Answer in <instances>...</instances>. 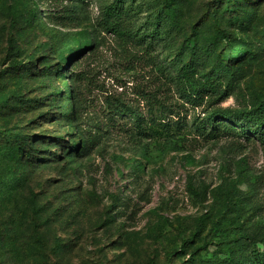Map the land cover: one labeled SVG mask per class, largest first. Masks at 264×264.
<instances>
[{
    "label": "rangeland",
    "instance_id": "obj_1",
    "mask_svg": "<svg viewBox=\"0 0 264 264\" xmlns=\"http://www.w3.org/2000/svg\"><path fill=\"white\" fill-rule=\"evenodd\" d=\"M112 2L0 0V264H258L264 138L207 116L264 109V0Z\"/></svg>",
    "mask_w": 264,
    "mask_h": 264
},
{
    "label": "trees",
    "instance_id": "obj_2",
    "mask_svg": "<svg viewBox=\"0 0 264 264\" xmlns=\"http://www.w3.org/2000/svg\"><path fill=\"white\" fill-rule=\"evenodd\" d=\"M176 0H162V11L165 12L163 16L166 17L168 22H172L173 14L171 12V6ZM123 0H114L107 8L104 14V24L106 29L114 32H119L123 12ZM161 16V17H163ZM159 18V16H158ZM152 34V33H151ZM212 72L210 75L205 76L202 79L195 77V68L191 65H183L177 72L176 80L180 85V94L190 102L201 103L203 98L207 94H214L217 96V101H222L230 95L229 90L232 87V81L227 77L224 78V82H221L218 76H215ZM114 108L117 112H127L138 120L139 115L137 112L130 110L124 104H119ZM229 123L230 126L224 124ZM207 123L211 125V131H218L221 129H229L235 131L236 127L240 130V135H249L257 137L259 141L264 138V109L257 108L255 110L237 112L229 108L216 109L211 111L207 116ZM263 141V139H262ZM18 148L21 143H18ZM253 258L257 260L258 264H264V249L255 251Z\"/></svg>",
    "mask_w": 264,
    "mask_h": 264
}]
</instances>
